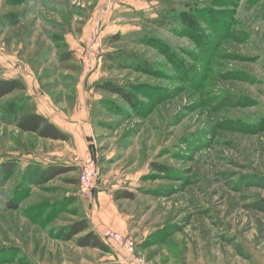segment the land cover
<instances>
[{
    "label": "rangeland",
    "instance_id": "1",
    "mask_svg": "<svg viewBox=\"0 0 264 264\" xmlns=\"http://www.w3.org/2000/svg\"><path fill=\"white\" fill-rule=\"evenodd\" d=\"M90 35L95 69L77 56ZM0 66L26 85L0 100V264H121L118 246L66 238L86 220L131 240L133 264H264V0H0ZM29 98L70 118L69 142L7 122ZM51 165L73 170L39 180Z\"/></svg>",
    "mask_w": 264,
    "mask_h": 264
},
{
    "label": "trees",
    "instance_id": "2",
    "mask_svg": "<svg viewBox=\"0 0 264 264\" xmlns=\"http://www.w3.org/2000/svg\"><path fill=\"white\" fill-rule=\"evenodd\" d=\"M225 18L229 17L228 14H225ZM208 17L211 19H219L218 33L221 36L227 37L228 35H234V32H231V19L230 22L227 19V24L224 21V17L220 19L217 15H215L212 11L208 14ZM170 22L172 19L168 17ZM208 20V19H207ZM225 22V23H224ZM230 26V27H229ZM119 36H115L113 38L114 42L118 41ZM62 60L70 61L72 59V52H66L61 56ZM110 59V57L108 58ZM0 74H1V66H0ZM98 91L106 92L113 95H119L120 97L126 99L127 101L132 100L130 96H128V92L125 89L120 88L114 84L107 85H97ZM26 89L25 83L21 79L15 78H4L0 75V100L3 98L18 92L24 91ZM7 116H10L8 119V123L14 125L17 129L24 133H32L36 135L38 138L46 139V140H54V141H62L69 142L71 139V135L62 131L56 125L50 122L45 116L37 113L34 110L31 99L28 100H20L17 104H13L9 106L8 109L5 110ZM17 170V165L11 164L4 168V174H13ZM72 168L66 166H49L46 169H42L40 167L36 168V173L39 176V180L43 182L51 181L56 179L57 177L64 175L70 171ZM134 195L130 193H121L118 195L117 199H133ZM264 205V201L263 204ZM9 209H12V206L9 205ZM264 207V206H263ZM264 209V208H263ZM90 222V221H89ZM87 220L79 222L75 224L69 233L66 234V238L68 240H72L74 237L81 236L77 239V245L85 248L90 247L93 249L100 250L102 252H109V243L105 241L102 236H100L96 231H94Z\"/></svg>",
    "mask_w": 264,
    "mask_h": 264
},
{
    "label": "built area",
    "instance_id": "3",
    "mask_svg": "<svg viewBox=\"0 0 264 264\" xmlns=\"http://www.w3.org/2000/svg\"><path fill=\"white\" fill-rule=\"evenodd\" d=\"M101 42L95 35H90L86 43L77 50V56L82 64L87 69H95L97 65H100L103 60V56L99 54ZM81 174L79 179V194L89 200L94 201L95 199V188L97 179V166L95 160L91 156H87L83 160L81 165ZM105 241L114 244L122 248L125 251V257L121 264H133V250L134 245L131 240L123 236L118 232L107 230L104 232Z\"/></svg>",
    "mask_w": 264,
    "mask_h": 264
},
{
    "label": "crops",
    "instance_id": "4",
    "mask_svg": "<svg viewBox=\"0 0 264 264\" xmlns=\"http://www.w3.org/2000/svg\"><path fill=\"white\" fill-rule=\"evenodd\" d=\"M12 78L17 79V77H12ZM9 79H11V78H9ZM18 79H20V78H18ZM37 113L45 116L47 119L50 120L51 123H53L54 125H56L62 131L66 132L67 134H69L71 136L73 135V130L71 128H69V126L71 125L69 123V119L70 118H67V117H64V116L61 117L59 115H51V114H48L47 112H43L41 110L40 111H37ZM84 123H85L84 122V119H79V122L76 123V125H78V124H84ZM98 222H101V221L99 220ZM94 231H96L98 234L100 233L98 230H95L94 229ZM111 245H114V244L111 243Z\"/></svg>",
    "mask_w": 264,
    "mask_h": 264
}]
</instances>
